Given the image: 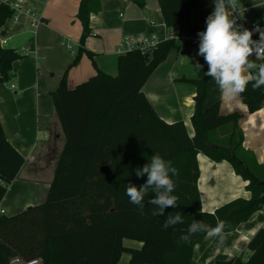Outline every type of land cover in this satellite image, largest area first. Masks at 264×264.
<instances>
[{"label":"trees","instance_id":"trees-1","mask_svg":"<svg viewBox=\"0 0 264 264\" xmlns=\"http://www.w3.org/2000/svg\"><path fill=\"white\" fill-rule=\"evenodd\" d=\"M140 6L145 0H133ZM167 28L177 27L184 35L191 21V13L199 7V0H158ZM101 9L100 0H81L78 18L82 23L79 51L93 53L84 47L91 33L90 16ZM13 14L10 7L0 5V24ZM264 24V20L259 22ZM176 41L168 36L157 42L146 57L139 48L121 54L118 74L98 70L90 79L69 88L63 81L51 93V100L59 116L66 137L54 178L45 202L29 206L12 216H0V239L15 254L24 259L40 258L43 264H117L123 252L130 254L132 264H197L193 260L195 245L206 233L191 234L193 221L215 227L218 221L230 232L264 207V166L256 165L243 146L238 127L239 112L223 114L220 102L205 106L209 78L183 81L196 87L195 108L191 117L194 133L191 136L183 121L167 123L158 116L142 88L157 68L169 56ZM199 45L186 40L178 51L189 55ZM25 56L14 48L0 43V83L11 79L14 62ZM250 112L264 105V87L240 94ZM228 127L225 140L211 142L212 131ZM159 153L178 169L174 177L178 206L166 208L164 215L153 216L154 198L149 190L143 207L132 204L125 194L128 183L137 187L146 183L147 176L137 177L135 170ZM203 153L214 161L227 160L235 172L248 181L250 199L237 198L214 213L201 209V193L197 187L200 175L197 154ZM24 155L7 139L0 120V202L8 186L16 178ZM252 164L254 167H252ZM177 212L183 223L164 229L168 214ZM129 238L143 243L141 248L124 246ZM248 254L236 255L217 264H264V227L248 243Z\"/></svg>","mask_w":264,"mask_h":264},{"label":"crops","instance_id":"crops-1","mask_svg":"<svg viewBox=\"0 0 264 264\" xmlns=\"http://www.w3.org/2000/svg\"><path fill=\"white\" fill-rule=\"evenodd\" d=\"M22 1L43 20L33 26L28 16L20 14L0 24L1 45L25 55L14 62L11 79L0 83V120L4 133L25 157L19 173L0 202L5 216L15 215L47 199L66 141L51 93L63 81L73 88L95 76L98 70L117 75L121 55L118 48L125 38L139 40L155 35L160 41L170 36L171 32L176 33L169 56L157 66L142 90L160 118L167 123L183 121L193 135L191 117L195 108L196 87L187 85L182 78H201L205 65L201 62L203 57L197 54L198 45L189 55L179 53L178 48L186 40H199L197 33L206 28L205 21L213 9V0H199V7L192 11L184 35H178L177 27H166L158 0H145L144 6L133 0H100L101 9L91 14V33L84 42V47L93 53V57L84 51L76 63L73 61L79 51L83 30L78 18L81 0ZM236 11L237 20L262 23L264 0H238ZM261 25L264 29V24ZM67 45H71V49ZM179 61L184 64L177 69ZM192 62L201 63L203 67L195 66L192 71L186 65ZM216 101L220 102L221 113L236 111L242 114L238 122L243 135L242 146L251 154L256 165L264 166V105L250 112L241 95L232 97L222 94L209 78L205 106ZM228 135L229 128L221 127L211 132L210 140L218 142ZM197 161L200 172L197 187L201 193L203 212L214 213L237 198L250 199L248 181L235 172L230 162L214 161L203 153L197 154ZM262 227L264 207L255 211L235 230L223 231V238L206 235L201 243L195 245L193 260L197 264H217L218 260H228L236 255L246 257L249 241ZM123 244L128 248H141L143 245L129 238H124ZM14 254L10 246L0 239V264H9ZM117 264H132L130 254L123 252Z\"/></svg>","mask_w":264,"mask_h":264},{"label":"clouds","instance_id":"clouds-1","mask_svg":"<svg viewBox=\"0 0 264 264\" xmlns=\"http://www.w3.org/2000/svg\"><path fill=\"white\" fill-rule=\"evenodd\" d=\"M213 9L206 17V28L197 33L199 38L198 55L207 64L206 76L210 77L228 96H238L247 90L264 87V29H258L259 39H253V32L237 23L233 12L238 0H213ZM255 56V59L251 57ZM198 67H202L197 63ZM137 177L147 176L146 183L137 187L128 183L125 194L129 202L143 207L144 199L151 190L155 195L148 202L156 206L153 216L164 215L166 208L178 206V196L174 194L178 178V169L159 153H153L151 160L135 170ZM183 223L179 212L168 214L162 227L167 229ZM225 224L218 221L215 227L202 221H193L189 225L188 235L181 240L187 241L191 234L204 232L208 237L223 238Z\"/></svg>","mask_w":264,"mask_h":264},{"label":"built area","instance_id":"built-area-1","mask_svg":"<svg viewBox=\"0 0 264 264\" xmlns=\"http://www.w3.org/2000/svg\"><path fill=\"white\" fill-rule=\"evenodd\" d=\"M0 5H6L10 7L13 11L12 16L14 18H17L20 14L26 15L30 18V23L33 26H37L42 22V17L37 14L35 11H33L31 8L26 6L22 0H0ZM233 16L236 18L238 17V11L233 12ZM237 23L242 25L244 28H247L249 30H252L253 32V39H259V31L258 29H262V25L258 22H245L243 20H237ZM170 36H175L176 33L171 32ZM192 43H198V39L190 40ZM157 39L155 35L152 36H145L139 40L129 39L125 38L123 43L118 48L119 53L124 54L127 51L139 48L142 53L149 57L151 54V49L156 46ZM68 49H71V45H67ZM252 59H255V56L251 57ZM14 87V85H12ZM5 214V210L0 207V216ZM9 264H43L42 260L40 258H32V259H24L21 256L14 254L9 261Z\"/></svg>","mask_w":264,"mask_h":264},{"label":"rangeland","instance_id":"rangeland-1","mask_svg":"<svg viewBox=\"0 0 264 264\" xmlns=\"http://www.w3.org/2000/svg\"><path fill=\"white\" fill-rule=\"evenodd\" d=\"M72 46H74V44H72V43H70ZM76 49V48H75ZM182 64H184V63H182L181 61H179L178 63H177V69H180L181 67H182ZM199 65H201V63H198ZM186 65H188V67H191V70L192 71H194L195 70V66H197V62H192V63H190V65L189 64H187L186 63ZM204 65V64H203ZM202 66V65H201ZM203 67V66H202ZM203 69V68H202ZM202 74H204V71H203V73ZM202 74H201V77H202ZM189 79H198V78H189ZM186 83H188L187 85H192V86H195L194 85V83L193 82H187L186 81ZM155 90L157 91V89L155 88ZM221 131V129H219L218 130V133ZM252 167H254V165L252 164ZM129 241H132V240H129ZM136 241V240H135Z\"/></svg>","mask_w":264,"mask_h":264}]
</instances>
